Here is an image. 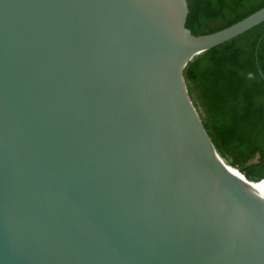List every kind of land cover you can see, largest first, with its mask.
<instances>
[{
    "label": "water",
    "instance_id": "1",
    "mask_svg": "<svg viewBox=\"0 0 264 264\" xmlns=\"http://www.w3.org/2000/svg\"><path fill=\"white\" fill-rule=\"evenodd\" d=\"M188 11L0 0V264H264V177L220 156L183 76L264 6L205 34Z\"/></svg>",
    "mask_w": 264,
    "mask_h": 264
},
{
    "label": "trees",
    "instance_id": "2",
    "mask_svg": "<svg viewBox=\"0 0 264 264\" xmlns=\"http://www.w3.org/2000/svg\"><path fill=\"white\" fill-rule=\"evenodd\" d=\"M187 3L186 26L193 34L217 31L264 6V0ZM183 76L190 99L220 156L247 179L263 178L264 21L193 56Z\"/></svg>",
    "mask_w": 264,
    "mask_h": 264
},
{
    "label": "bare ground",
    "instance_id": "3",
    "mask_svg": "<svg viewBox=\"0 0 264 264\" xmlns=\"http://www.w3.org/2000/svg\"><path fill=\"white\" fill-rule=\"evenodd\" d=\"M261 188L264 189V178L262 180Z\"/></svg>",
    "mask_w": 264,
    "mask_h": 264
}]
</instances>
